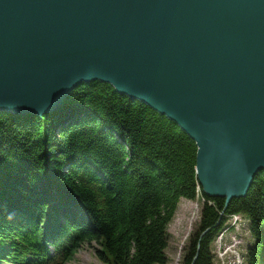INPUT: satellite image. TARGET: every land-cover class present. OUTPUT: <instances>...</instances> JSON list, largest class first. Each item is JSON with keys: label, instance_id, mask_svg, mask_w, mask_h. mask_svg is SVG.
Returning <instances> with one entry per match:
<instances>
[{"label": "water", "instance_id": "water-1", "mask_svg": "<svg viewBox=\"0 0 264 264\" xmlns=\"http://www.w3.org/2000/svg\"><path fill=\"white\" fill-rule=\"evenodd\" d=\"M93 81L195 142L207 196L264 172V0H0V112L42 117Z\"/></svg>", "mask_w": 264, "mask_h": 264}, {"label": "trees", "instance_id": "trees-1", "mask_svg": "<svg viewBox=\"0 0 264 264\" xmlns=\"http://www.w3.org/2000/svg\"><path fill=\"white\" fill-rule=\"evenodd\" d=\"M196 156L174 122L99 81L42 117L0 112V232L23 224L39 244L71 242L67 260L94 244L103 264H167L178 204L197 200L201 220L182 264H214L212 245L233 218L248 222L247 264H264V172L227 204L203 192ZM45 201L51 208L38 214Z\"/></svg>", "mask_w": 264, "mask_h": 264}, {"label": "rangeland", "instance_id": "rangeland-1", "mask_svg": "<svg viewBox=\"0 0 264 264\" xmlns=\"http://www.w3.org/2000/svg\"><path fill=\"white\" fill-rule=\"evenodd\" d=\"M64 102V101H63ZM62 106V105H61ZM57 111V110H56ZM202 202L180 200L176 214L168 226L170 236L166 251L167 264H182L189 240L196 232L201 220ZM223 215V214H221ZM229 228L223 230L211 248L214 264H247L246 254L253 239L249 233L248 222L239 221L238 227L231 230L233 223L227 221ZM92 246L82 245L75 251L72 260L66 264H102Z\"/></svg>", "mask_w": 264, "mask_h": 264}, {"label": "bare ground", "instance_id": "bare-ground-1", "mask_svg": "<svg viewBox=\"0 0 264 264\" xmlns=\"http://www.w3.org/2000/svg\"><path fill=\"white\" fill-rule=\"evenodd\" d=\"M60 108H58L57 110H59ZM68 111V109H66V112ZM38 195H41L40 193L38 194ZM67 204H69V205H71V206H73V203H67ZM49 208H51V204L48 202V201H45V203L44 204H41V205H38L37 207H36V209H37V213L38 214H41V215H44V214H46L48 211V209ZM89 217L88 216H85L84 217V222H88V219ZM83 228H86V229H84V230H89V229H87V228H89L88 227V225L87 224H83V226H82Z\"/></svg>", "mask_w": 264, "mask_h": 264}]
</instances>
